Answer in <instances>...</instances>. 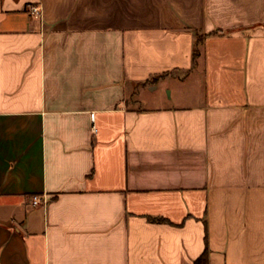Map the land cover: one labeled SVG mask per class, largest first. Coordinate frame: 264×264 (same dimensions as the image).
<instances>
[{"label": "crops", "instance_id": "0c3cea01", "mask_svg": "<svg viewBox=\"0 0 264 264\" xmlns=\"http://www.w3.org/2000/svg\"><path fill=\"white\" fill-rule=\"evenodd\" d=\"M205 251L264 264V0H0V264Z\"/></svg>", "mask_w": 264, "mask_h": 264}, {"label": "trees", "instance_id": "16d2710c", "mask_svg": "<svg viewBox=\"0 0 264 264\" xmlns=\"http://www.w3.org/2000/svg\"><path fill=\"white\" fill-rule=\"evenodd\" d=\"M202 41H203V37L198 36L195 46L196 49L194 51V59H196L200 54V45L202 44ZM207 259H208V253L207 251H205V253L195 262V264H207Z\"/></svg>", "mask_w": 264, "mask_h": 264}, {"label": "built area", "instance_id": "2783aa9c", "mask_svg": "<svg viewBox=\"0 0 264 264\" xmlns=\"http://www.w3.org/2000/svg\"><path fill=\"white\" fill-rule=\"evenodd\" d=\"M32 12H33L34 14H39L40 9H39L38 7H33V8H32ZM41 203H42V201H41V199H40L39 197H37V196L33 197V205H34V206H38V205H40Z\"/></svg>", "mask_w": 264, "mask_h": 264}]
</instances>
